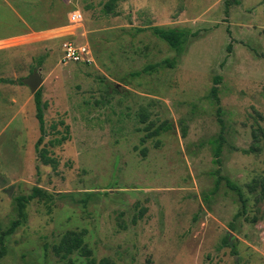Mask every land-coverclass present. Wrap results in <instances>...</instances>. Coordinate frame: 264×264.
Segmentation results:
<instances>
[{
    "label": "rangeland",
    "instance_id": "obj_1",
    "mask_svg": "<svg viewBox=\"0 0 264 264\" xmlns=\"http://www.w3.org/2000/svg\"><path fill=\"white\" fill-rule=\"evenodd\" d=\"M225 1L0 0V264H83L69 230L115 264H264V0Z\"/></svg>",
    "mask_w": 264,
    "mask_h": 264
},
{
    "label": "trees",
    "instance_id": "obj_2",
    "mask_svg": "<svg viewBox=\"0 0 264 264\" xmlns=\"http://www.w3.org/2000/svg\"><path fill=\"white\" fill-rule=\"evenodd\" d=\"M231 1L232 0H226L225 1L226 6L231 4ZM151 30L157 37L163 39L171 48H174L176 50L181 48L184 37H185L184 31L177 29V28H160L157 26L151 27ZM149 69H152V67L147 66V67L143 68V71H147ZM136 74H139V73L136 72ZM212 94L215 98H217L215 88L212 89ZM33 100H34L35 109H36L35 116H36V119L38 121L39 131H40V135L37 138V141L35 143V148H36V150H38V146L41 144V142L43 140V135L45 132V129H44V109H43L44 107H43V103L41 100V89H40V87L33 94ZM161 128L162 127L157 128L153 132L158 133ZM169 128H170V125H168V124L163 127V129H165V130H167ZM65 138L66 137H62L60 139L58 138L57 143H59V144L62 143V141ZM263 147H264V144H263ZM259 148L260 147L258 146V143L255 142L253 145H251L246 150V152L257 153V152H260ZM40 155L42 156V153ZM46 160H48V159H46ZM226 182L230 188H232L238 192V195H239L241 202H242V210H243L245 204H244V200L242 199V194L240 192L239 187L236 184H234L228 180ZM255 182H257V184L259 186V192H260L261 198L264 199V177L260 178L259 180L255 181ZM35 191H36V189H35ZM35 191L33 194H31L29 196L19 197L20 207H22V201H26V200L30 199L35 194ZM237 214H240V213H237ZM19 224H20L19 219L13 221L11 226L7 229L6 232L7 233L12 232L14 230V228L16 226H18ZM83 233H84V230H81L79 232L71 231V230L66 231L64 233V235L62 236L61 240L59 241V243L57 245L53 246L54 253L59 255L61 258H66L67 255L71 254L72 252L78 251L79 254H81L85 258V262L83 264H115L109 257H102L100 259H97L96 257H94L92 255L91 251L83 243V239H82ZM3 251H4V249L1 248L0 255L4 254ZM69 264H71V263H69ZM144 264H152L151 259H147Z\"/></svg>",
    "mask_w": 264,
    "mask_h": 264
},
{
    "label": "built area",
    "instance_id": "obj_3",
    "mask_svg": "<svg viewBox=\"0 0 264 264\" xmlns=\"http://www.w3.org/2000/svg\"><path fill=\"white\" fill-rule=\"evenodd\" d=\"M81 18L79 11L69 13V20L78 21ZM61 61L72 63H91L93 61L92 52L85 44L74 43L72 41H64L61 45Z\"/></svg>",
    "mask_w": 264,
    "mask_h": 264
},
{
    "label": "water",
    "instance_id": "obj_4",
    "mask_svg": "<svg viewBox=\"0 0 264 264\" xmlns=\"http://www.w3.org/2000/svg\"><path fill=\"white\" fill-rule=\"evenodd\" d=\"M42 81L43 79L38 68L32 69V72L27 77L22 78V83H24L29 88L32 94H34L41 86Z\"/></svg>",
    "mask_w": 264,
    "mask_h": 264
},
{
    "label": "crops",
    "instance_id": "obj_5",
    "mask_svg": "<svg viewBox=\"0 0 264 264\" xmlns=\"http://www.w3.org/2000/svg\"><path fill=\"white\" fill-rule=\"evenodd\" d=\"M62 53V52H61Z\"/></svg>",
    "mask_w": 264,
    "mask_h": 264
}]
</instances>
